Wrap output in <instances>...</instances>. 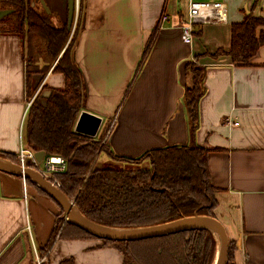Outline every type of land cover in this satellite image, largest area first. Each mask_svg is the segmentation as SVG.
<instances>
[{"label": "crops", "instance_id": "1", "mask_svg": "<svg viewBox=\"0 0 264 264\" xmlns=\"http://www.w3.org/2000/svg\"><path fill=\"white\" fill-rule=\"evenodd\" d=\"M44 1L56 21L67 20L68 0ZM219 1L227 5V21L198 25L189 45L181 39V25L190 0H83L74 51L85 84L82 111L102 118L96 139L104 138L115 155L138 158L192 144L215 149L208 155L211 181L220 189L215 217L235 245L231 264H264V46L248 65L212 56L229 49L232 25L244 13L264 18V0ZM163 13L168 20L161 24ZM55 63L44 84L62 89L65 78L52 72ZM189 63L204 69L206 89L193 134L183 103ZM25 72L24 39L0 33V150L16 155L25 143ZM60 208L38 186L0 171V264H59L68 258L123 264L117 249L94 238L55 235Z\"/></svg>", "mask_w": 264, "mask_h": 264}, {"label": "trees", "instance_id": "2", "mask_svg": "<svg viewBox=\"0 0 264 264\" xmlns=\"http://www.w3.org/2000/svg\"><path fill=\"white\" fill-rule=\"evenodd\" d=\"M6 9L13 13L0 20V33L27 37L28 102L40 85L34 89L32 75L41 74L45 79L56 61L52 72L65 78L64 88L44 84L33 99L24 128L26 148L34 153L44 151L46 158L57 156L65 161V171L56 174L59 189L86 218L114 229L148 228L195 216L216 218V194L220 189L213 185L208 166V155L215 149L198 144L170 146L128 158L111 152L102 138L75 132L86 102L84 78L74 59L82 29L83 0L73 34L67 20L56 21L55 15L46 13L35 0H0V10ZM231 34L229 49H220L212 56L226 55L235 65H248L264 46V18L244 13L242 21L232 25ZM40 60L46 64L40 66ZM186 68L191 82L186 86L183 103L193 134L199 125L200 101L206 92L205 72L196 63H189ZM48 91L50 95L46 96ZM103 153L113 162L131 168L98 166ZM0 158L18 164L14 153L0 150ZM143 164L145 167H141ZM27 167L35 168L34 162L29 160ZM26 182L34 185L30 179ZM57 229L56 225L55 232ZM65 229L77 234L65 236ZM60 236L95 238L71 221L66 222ZM102 245L117 249L123 255V264H214L218 250L217 238L208 229L139 241L103 240ZM234 250V243L229 241L227 264H231ZM59 264L76 263L68 258Z\"/></svg>", "mask_w": 264, "mask_h": 264}, {"label": "water", "instance_id": "3", "mask_svg": "<svg viewBox=\"0 0 264 264\" xmlns=\"http://www.w3.org/2000/svg\"><path fill=\"white\" fill-rule=\"evenodd\" d=\"M41 7L50 14L49 7L44 0H40ZM68 28L71 29L76 14V0H68ZM13 13V10H0V20ZM34 89L40 83L43 75H35ZM50 95V91L45 93ZM102 118L87 111H82L75 125V132L85 136L96 138L102 125ZM36 160L39 164L46 157L44 151L35 153ZM0 160V171L10 175L20 177L24 180L30 179L32 183L41 188L49 197H51L62 208L66 215L67 221H71L81 227L85 232L95 238L110 241H139L152 238H160L174 235L191 230L208 229L218 235L219 246L217 250L218 260L215 257L214 264H227L229 257V239L225 227L216 218L195 216L178 221L157 225L141 229H114L98 225L86 218L75 205L56 185L46 179L37 169L23 166L21 164L11 163L4 159Z\"/></svg>", "mask_w": 264, "mask_h": 264}, {"label": "built area", "instance_id": "4", "mask_svg": "<svg viewBox=\"0 0 264 264\" xmlns=\"http://www.w3.org/2000/svg\"><path fill=\"white\" fill-rule=\"evenodd\" d=\"M79 3L80 0H76V14L79 12ZM75 14V16H76ZM168 20V15L163 13L160 17L161 24L165 23ZM227 21V5L223 1L219 0H203L196 1L190 0L188 5V11L185 16V20L181 25V39L185 44L191 45L194 41L196 27L201 24L209 23H220ZM73 31L77 24V17L73 22ZM41 88H38L34 98L39 94ZM33 98V99H34ZM28 102L27 110L29 109L32 101ZM20 164L25 166L26 160L31 159L36 169L48 180H50L54 185H59L57 180H55V175L57 173L63 172L66 169L65 161L60 157V161L54 162L53 157H47L39 164L36 160L35 153L26 149L24 144L20 145L19 150ZM56 183H54L53 182Z\"/></svg>", "mask_w": 264, "mask_h": 264}, {"label": "rangeland", "instance_id": "5", "mask_svg": "<svg viewBox=\"0 0 264 264\" xmlns=\"http://www.w3.org/2000/svg\"><path fill=\"white\" fill-rule=\"evenodd\" d=\"M36 1V3H37V6L39 5V6H41L40 5V1L38 2V0H35ZM79 14H80V12H77V14H76V16H75V19H76V17H77V21L79 20ZM73 26H74V24L72 25V28H71V30H72V32H71V34H73L74 33V31H73ZM75 28H76V26H75ZM74 28V29H75ZM22 38L24 39V41H25V43H26V45H27V37H24V36H22ZM25 47H27V46H25ZM35 78H36V76L35 75H32V80H33V83L32 84H34V80H35ZM43 85H44V78L40 81V85H39V87L38 88H41L40 89V91L42 90V87H43ZM38 88H37V90H38ZM36 90V91H37ZM39 91V92H40ZM35 94H36V92L34 93V95H33V97L31 98V100L34 98V96H35ZM25 141V140H24ZM103 142H104V138H103ZM105 143V142H104ZM24 144H26V143H24ZM107 144V143H106ZM26 146V145H25ZM24 146V147H25ZM26 148V147H25ZM27 149V148H26ZM46 158V157H45ZM29 160H31V159H28V160H26V163H25V166H27V162L29 161ZM32 161V160H31ZM17 162H18V164H20V157H19V154H17ZM33 162V161H32ZM98 166H100V167H108V166H110L111 168H126L127 166V168H131V166L130 165H122V164H119V163H117V162H113L112 160H110L109 159V157L106 155V154H101L100 155V157H99V159H98ZM141 167H145V164H143ZM34 169H36V166H35V168ZM55 180H57V177H56V175H55ZM24 180V179H23ZM25 182H26V180H24ZM53 182H54V180H53ZM57 182H58V180H57ZM27 183V182H26ZM55 183V182H54ZM59 183V182H58ZM56 184V183H55ZM28 186H32V185H30V184H27V187ZM57 186V185H56ZM58 188H59V185L57 186ZM36 188V187H35ZM66 222H67V219H66V215H65V213H64V211L62 210V208H60V211H59V215H58V217L56 218V223H57V227H58V229L56 230V233H55V235L56 234H58V233H60L61 231H62V229H63V227L66 225ZM68 228V226L66 227V229ZM64 230L63 231V234H65V236L67 235V236H70V235H76L77 233L76 232H72L71 230ZM54 235V236H55ZM94 240H96V241H101V243H102V239H98V238H94ZM218 244H219V240H218ZM219 246V245H218ZM39 254H40V256H43L44 255V252H39Z\"/></svg>", "mask_w": 264, "mask_h": 264}, {"label": "bare ground", "instance_id": "6", "mask_svg": "<svg viewBox=\"0 0 264 264\" xmlns=\"http://www.w3.org/2000/svg\"><path fill=\"white\" fill-rule=\"evenodd\" d=\"M1 161V160H0ZM53 161L54 162H58V161H60V157H57V156H54L53 157ZM1 162H3L4 163V161L2 160ZM215 236H216V238L218 239V235L215 233ZM216 259L218 260V255L216 254Z\"/></svg>", "mask_w": 264, "mask_h": 264}, {"label": "flooded vegetation", "instance_id": "7", "mask_svg": "<svg viewBox=\"0 0 264 264\" xmlns=\"http://www.w3.org/2000/svg\"><path fill=\"white\" fill-rule=\"evenodd\" d=\"M41 5V4H40Z\"/></svg>", "mask_w": 264, "mask_h": 264}]
</instances>
